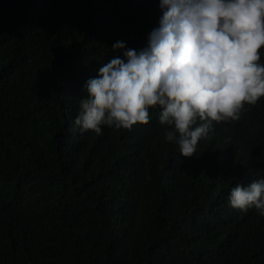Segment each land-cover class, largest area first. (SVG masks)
<instances>
[{
	"label": "trees",
	"instance_id": "1",
	"mask_svg": "<svg viewBox=\"0 0 264 264\" xmlns=\"http://www.w3.org/2000/svg\"><path fill=\"white\" fill-rule=\"evenodd\" d=\"M160 15L159 0H0V264H264V216L227 199L264 176V97L190 157L151 109L132 130L75 124L111 45L144 46Z\"/></svg>",
	"mask_w": 264,
	"mask_h": 264
},
{
	"label": "clouds",
	"instance_id": "2",
	"mask_svg": "<svg viewBox=\"0 0 264 264\" xmlns=\"http://www.w3.org/2000/svg\"><path fill=\"white\" fill-rule=\"evenodd\" d=\"M158 24L140 48L116 40L117 55L83 85L75 124L132 130L150 109L180 156L196 153L214 122L239 120L264 97V0H159ZM228 204L264 216V176L237 183Z\"/></svg>",
	"mask_w": 264,
	"mask_h": 264
}]
</instances>
